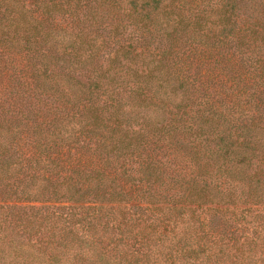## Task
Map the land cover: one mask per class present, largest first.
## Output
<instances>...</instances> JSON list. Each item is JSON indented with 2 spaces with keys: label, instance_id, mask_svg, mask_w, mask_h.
Instances as JSON below:
<instances>
[{
  "label": "trees",
  "instance_id": "obj_1",
  "mask_svg": "<svg viewBox=\"0 0 264 264\" xmlns=\"http://www.w3.org/2000/svg\"><path fill=\"white\" fill-rule=\"evenodd\" d=\"M0 264H264V0H0Z\"/></svg>",
  "mask_w": 264,
  "mask_h": 264
}]
</instances>
